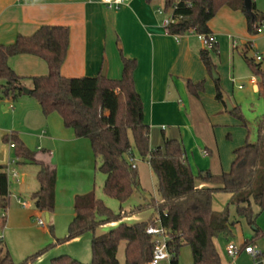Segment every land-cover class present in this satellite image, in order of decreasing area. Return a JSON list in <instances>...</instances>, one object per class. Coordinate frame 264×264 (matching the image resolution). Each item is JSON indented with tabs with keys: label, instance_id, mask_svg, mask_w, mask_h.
<instances>
[{
	"label": "trees",
	"instance_id": "1",
	"mask_svg": "<svg viewBox=\"0 0 264 264\" xmlns=\"http://www.w3.org/2000/svg\"><path fill=\"white\" fill-rule=\"evenodd\" d=\"M246 0H164V11L173 23L166 29L169 35L178 36L193 32L196 35L213 36L209 23L222 8L240 11L246 19L247 31L257 35L256 28L264 21V12L251 0V13L245 7ZM70 41L67 27L42 26L31 36L19 35L11 45H0V98L19 100L23 94V79L8 65L14 56L28 54L40 57L48 65V75L32 79L30 96L40 105L44 116L58 114L66 128L72 129L78 138L90 141L98 163L97 169L105 175L104 193L120 203H126L139 192L143 204L129 211L123 208L114 212L97 199L94 192L75 198V216L63 238L53 242L36 255L16 263L7 247L0 240V264H33L51 248L67 244L90 233L92 260L80 262L70 255L52 258L50 264H120L119 247L125 243L124 264H149L155 249V240L147 234L151 226L158 225L168 235L167 246L171 254L170 264H180V252L189 247L191 264H223L214 244L216 238L230 239L232 227L244 220L256 229L255 236L244 243L250 246L262 234L256 220L264 214V113L256 120V139L250 141V122L239 106L229 113L247 131L245 144L234 151L229 172L213 175L199 171L195 175L186 159L184 144L179 139H164L162 147L152 148L150 127L144 117V106L138 94L134 73L137 61L122 56L123 72L119 80L106 76L65 78L61 68L66 60ZM250 47L241 53L247 66L260 85L264 96V60L248 57ZM217 52V46L214 48ZM202 63L210 73L215 69L211 53L200 54ZM194 96L204 91V83H189ZM215 98L224 103L219 81L215 82ZM4 142L14 145V156L22 163L38 168L39 190L32 195L37 210L51 214L56 206L57 171L50 165L38 162L35 154L19 139L16 133L4 137ZM135 153L146 161L157 178L159 199H147L141 188ZM209 185L199 189L196 182ZM217 194L231 195L223 212L213 210ZM10 205V180L4 167H0V212H7ZM231 206L235 216L231 215ZM255 207L258 209L256 212ZM152 210L146 222L127 225V216ZM6 224V218L2 220ZM117 224L109 232L98 235L99 228ZM51 233L54 227L49 226ZM258 259V258H257Z\"/></svg>",
	"mask_w": 264,
	"mask_h": 264
},
{
	"label": "crops",
	"instance_id": "2",
	"mask_svg": "<svg viewBox=\"0 0 264 264\" xmlns=\"http://www.w3.org/2000/svg\"><path fill=\"white\" fill-rule=\"evenodd\" d=\"M151 1L131 0L118 9H109L99 0H0V45L13 44L19 35L31 36L42 26H62L70 32L68 53L61 68L65 78H94L105 71L106 77L119 80L123 72L122 56L136 60L134 82L150 127L151 147H162L165 138L179 139L195 175L199 171H210L213 175L227 173L234 151L247 138L246 129L229 111L237 106L242 110V94L264 102L256 77L247 81V87L243 85L249 71L237 63L234 55L238 53L243 59L241 53L250 47L256 51V60L257 57L264 60V35H250L240 11L222 8L209 23L217 46L216 53L214 49L208 51L215 65L210 73L202 63L200 54L205 49L197 35L188 33L179 39L169 35L164 20L170 14H158L164 9L154 8ZM256 4L264 12V0H257ZM234 41L238 43L236 49ZM8 65L23 79L24 94L15 102L0 98V167L17 173V178L9 176L12 184V181L20 183L27 175L26 168L33 165L16 159L12 144L4 142L5 136L16 133L38 162L57 171L56 202L66 196L72 199L74 207L75 198L92 192L94 187L97 161L90 141L76 137L58 114L44 116L40 105L30 96L32 79L48 75V65L43 59L23 54L10 58ZM216 81L221 86L224 103L215 98ZM201 82L204 91L192 95L189 83ZM136 168L138 171L137 165ZM70 185L77 189L72 195L67 191ZM196 186L210 187L200 181ZM24 188L30 189L32 195L39 190L33 184L14 190L10 186V202L13 198L21 208L30 209L28 202L25 201L26 208L18 202ZM230 200L231 195L217 194L213 210L223 212ZM232 207L231 215L235 216ZM254 210L258 211L256 207ZM256 225L262 234L250 246L260 253L259 258L242 252L232 259L227 254L230 243L246 248L244 243L255 236L256 229L240 220L232 227L230 239L213 240L223 264H264V214L257 218ZM70 256L83 263L91 262L86 256L74 253ZM191 263L192 256L183 262Z\"/></svg>",
	"mask_w": 264,
	"mask_h": 264
},
{
	"label": "rangeland",
	"instance_id": "3",
	"mask_svg": "<svg viewBox=\"0 0 264 264\" xmlns=\"http://www.w3.org/2000/svg\"><path fill=\"white\" fill-rule=\"evenodd\" d=\"M151 2L154 8L164 9V0H152ZM262 39L264 40V36L262 37ZM255 55L256 51L254 50H250L248 52V56L250 58L256 59ZM234 56L237 59V63H239L243 69H246L247 67V71H249L246 72L247 77L243 80V85L247 87V81L251 79V77H253V74L251 73V70L248 68L244 60L241 58L240 54L237 53ZM242 95L244 104L242 107V112L244 117L250 122V141L253 142L256 139V128L254 123L255 120L261 117V115L264 113V102L254 100L252 99V97H250V95ZM240 131L241 133H245L242 128H240ZM135 165H137L139 168L138 174L140 177V186L146 191V194L144 196L147 199H150L151 197L159 199V194L157 192V178L149 167L150 165L148 166L146 161H142L137 153H135ZM28 167L25 170L27 173L26 177H22V179H25L27 181L24 184H26L27 186L33 184L34 186H36V188H40L37 179V168L34 165ZM22 179L20 183L12 181V184H10L12 190L17 189L19 186H21V188L23 187L24 184L22 182ZM104 181L105 175L98 169H96L94 173V187L92 188V192H94L97 199L102 200L105 205L112 211L119 212L121 208H123L125 211H129L135 206L143 204V196L139 192H136L129 201L123 204L118 202L116 199L107 196L103 190ZM67 191H69V193L72 195L77 192V189L74 186L70 185ZM21 197L23 201H26L30 204V209L21 208L12 198L9 210L6 213L0 212V236L3 237L2 243L5 245V247L8 248L12 259L16 263H21L28 257L36 255L39 251L50 245L53 242L54 237H65L74 216L73 201L72 199H67L66 196L56 202L55 209L50 214L49 223H47L46 221L45 212H40L39 210H37L35 202L32 199V193L30 189L24 188ZM2 213H4L7 219V224H5V227H3L4 223L2 222ZM152 214V210H146L141 213L133 214L127 216L124 219V223L131 226L141 222H146L149 220ZM39 219H42V221L44 222L45 225L43 227L38 225ZM50 225L54 227L53 234L50 231ZM116 226L117 224L103 226L98 229L97 234H105ZM91 239L92 235L90 233H87L75 239V241L73 240L72 242H69L67 244L51 248L41 256H39L33 264H50L52 258H55L54 256H56L58 252H66L70 255L74 253L80 257L86 256V258L88 257L89 261H91ZM124 248L125 243H121L118 253L120 264H124L125 262ZM191 256L192 255L190 248L187 246L183 247L180 252V264H183V262L190 259Z\"/></svg>",
	"mask_w": 264,
	"mask_h": 264
},
{
	"label": "built area",
	"instance_id": "4",
	"mask_svg": "<svg viewBox=\"0 0 264 264\" xmlns=\"http://www.w3.org/2000/svg\"><path fill=\"white\" fill-rule=\"evenodd\" d=\"M100 3L104 6H106L109 9H118L124 5H127L130 3L131 0H99ZM158 14L164 15L166 14L164 10H159ZM173 23V20L171 19V16L166 18L164 20V25L166 28ZM257 35H264V21L262 22L261 26L256 28ZM189 33H193L192 31ZM176 39L180 38V35L175 36ZM199 40L201 41L203 47L207 51H211L216 46V41L213 36H205V35H197ZM238 47V43L236 41L233 42V48L236 49ZM258 61H261V57H257ZM11 147L13 148L14 145L12 144ZM133 168H136V165L134 164L132 166ZM8 176H12L14 178H17V173L15 171L7 170ZM18 202L21 204L22 207L26 208L28 204L25 201H22L21 199H18ZM5 213V212H4ZM4 213H2V220L5 217ZM158 225L151 226L147 230V234L149 236H152L155 240V249L153 252L152 259L149 264H162L163 262H166L170 264L171 260V254L169 251V248L167 246L168 242V235L166 234L165 230L161 227L160 222H157ZM38 225L43 227L45 224L42 221V219H39ZM3 239V237L0 236V240ZM227 254L230 256V258L235 259L237 258L242 252H245L246 254L251 255L254 259L257 260L259 258L260 253L254 249L253 247L249 246L246 248H240L237 245L230 243L226 248Z\"/></svg>",
	"mask_w": 264,
	"mask_h": 264
},
{
	"label": "water",
	"instance_id": "5",
	"mask_svg": "<svg viewBox=\"0 0 264 264\" xmlns=\"http://www.w3.org/2000/svg\"><path fill=\"white\" fill-rule=\"evenodd\" d=\"M251 3H252L251 0L245 1V7H246V10L248 11V13H251ZM102 76H105V71H103ZM25 93H28V91L25 90ZM46 221H47V223L50 222V215L48 213H46Z\"/></svg>",
	"mask_w": 264,
	"mask_h": 264
}]
</instances>
